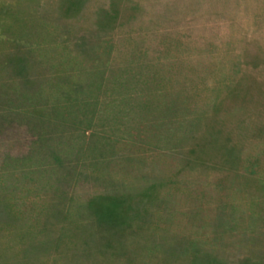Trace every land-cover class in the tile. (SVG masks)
<instances>
[{
	"label": "rangeland",
	"instance_id": "rangeland-1",
	"mask_svg": "<svg viewBox=\"0 0 264 264\" xmlns=\"http://www.w3.org/2000/svg\"><path fill=\"white\" fill-rule=\"evenodd\" d=\"M0 264H264V0H0Z\"/></svg>",
	"mask_w": 264,
	"mask_h": 264
}]
</instances>
